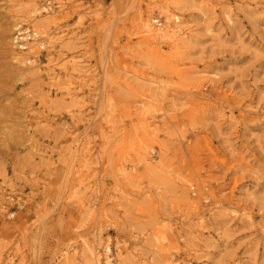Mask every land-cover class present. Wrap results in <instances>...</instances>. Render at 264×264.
Wrapping results in <instances>:
<instances>
[{
    "label": "rangeland",
    "instance_id": "1",
    "mask_svg": "<svg viewBox=\"0 0 264 264\" xmlns=\"http://www.w3.org/2000/svg\"><path fill=\"white\" fill-rule=\"evenodd\" d=\"M165 1L0 0V264H264V0Z\"/></svg>",
    "mask_w": 264,
    "mask_h": 264
},
{
    "label": "bare ground",
    "instance_id": "2",
    "mask_svg": "<svg viewBox=\"0 0 264 264\" xmlns=\"http://www.w3.org/2000/svg\"><path fill=\"white\" fill-rule=\"evenodd\" d=\"M188 5H190V2L188 0H166L164 3L155 6L154 8L157 11V15L162 19L164 24L161 25V29H158L154 27L151 23L154 20H157L156 18L153 19L150 23L149 20L142 21L141 28L143 29V43L145 44H154V41L162 40L168 42V44L172 45V47L176 49H181L180 47L184 46V42L186 41V37H184V32L182 31V28H184V22L179 21L178 17L174 16V13L181 14L184 12V9H187ZM44 10V8H42ZM38 9H36L34 6H31L29 9L28 14H31V16L28 17L29 22L34 23V27L40 31L41 34H44L42 37L45 39V37H48V41L51 44V47H55V43L60 40L59 39H54L51 37V34H47L46 28L47 26H44L43 23L39 22L36 20V15H37ZM27 14V15H28ZM174 20V21H173ZM160 21V22H161ZM151 24V25H150ZM19 24H16L15 27L17 29H20L18 27ZM152 26L154 28H152ZM43 29V30H42ZM36 33V32H35ZM37 34V33H36ZM46 35V36H45ZM28 38H26L27 40ZM19 40L24 41V38L19 39L18 37L14 39L15 44H20L18 43ZM30 45V44H29ZM32 46H34V43H31ZM30 50L32 47H29ZM74 65V64H73ZM99 246L100 243L97 242L92 245L85 244V251L86 255L89 258V264H100V255H99ZM67 252L64 253L65 256ZM102 264H114L113 259L110 256V248L109 246H105L104 248V261Z\"/></svg>",
    "mask_w": 264,
    "mask_h": 264
},
{
    "label": "built area",
    "instance_id": "3",
    "mask_svg": "<svg viewBox=\"0 0 264 264\" xmlns=\"http://www.w3.org/2000/svg\"><path fill=\"white\" fill-rule=\"evenodd\" d=\"M160 19L154 20L152 21V25H154L156 28L161 29V25L163 24V21H161ZM19 36L24 37V39L28 38L27 40H33L35 39V32H32L28 29L22 30L21 32H19L18 34Z\"/></svg>",
    "mask_w": 264,
    "mask_h": 264
}]
</instances>
